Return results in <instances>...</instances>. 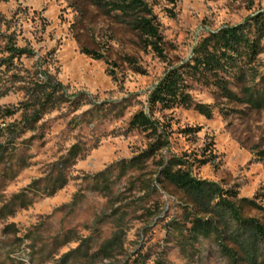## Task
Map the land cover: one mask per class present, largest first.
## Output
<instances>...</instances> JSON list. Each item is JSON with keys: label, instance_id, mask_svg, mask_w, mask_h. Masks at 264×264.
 I'll use <instances>...</instances> for the list:
<instances>
[{"label": "rangeland", "instance_id": "obj_1", "mask_svg": "<svg viewBox=\"0 0 264 264\" xmlns=\"http://www.w3.org/2000/svg\"><path fill=\"white\" fill-rule=\"evenodd\" d=\"M144 1L166 61L143 46L127 21L88 0H0V93L10 89L0 97V264H232V250L242 257L231 238L235 227L218 224L217 233L195 238L189 218L209 216L154 179L161 157L186 153L190 162L208 161L193 168L195 178L264 208V110L228 104L194 86L195 101L216 106L213 117L155 110L171 126L168 148L139 167L123 170L120 163L152 142L129 123L137 112L149 113L148 96L165 72L209 32L264 10V0ZM11 44L32 53L9 60ZM259 60L264 65V53ZM38 69L59 84L55 97L66 100L33 122L22 88L45 79ZM218 108L242 112L224 117ZM185 128L199 131L185 135ZM243 216L264 226L262 211L246 208Z\"/></svg>", "mask_w": 264, "mask_h": 264}, {"label": "trees", "instance_id": "obj_2", "mask_svg": "<svg viewBox=\"0 0 264 264\" xmlns=\"http://www.w3.org/2000/svg\"><path fill=\"white\" fill-rule=\"evenodd\" d=\"M107 16L127 21L128 25L139 34L145 48H149L160 59L166 61L163 51V38L155 21L151 8L144 0H88ZM9 60L30 55L26 48L9 45L7 48ZM85 55L95 60L100 55L84 50ZM264 53V10H259L246 20L235 26H226L209 32L201 38L186 60L171 66L157 82L148 96L149 113L139 111L130 120L129 128L146 133L152 139L148 148L129 162L120 163L122 169L139 167L148 159H155L156 154L167 149L172 135L170 124L161 123L154 117V111H170L175 108L193 110L206 119L214 115L215 105L203 104L194 100L191 91L194 86H200L213 92L216 99H224L228 104L246 106V108L264 110V65L259 56ZM127 63L137 73H143L132 58H126ZM263 68V70H262ZM44 80H31L27 91L30 96L29 107H34L33 119L36 122L40 115L49 107L66 100L60 94L58 83L44 71L38 69ZM10 89L0 93L6 95ZM219 113L227 117L232 112L242 110L218 108ZM8 112V115H12ZM26 120L24 124H29ZM198 128L181 130L185 135H192ZM4 147L0 145V152ZM264 157V151L259 153ZM189 155L161 157L159 163L160 178L154 182H165L182 192L190 199L193 208L202 211L208 218L193 216L189 218L194 237L199 234L210 235L218 232V224L229 229L235 227L231 238L239 246L242 257L230 251L228 253L232 264L242 261L244 264H264V226L253 218L243 216L246 208L264 212V208L249 198H239L235 190H223L218 184L200 180L193 176L192 170L206 164V159L188 160ZM192 215V214H191ZM213 215V216H212ZM213 217V218H212ZM115 240L108 243L114 244Z\"/></svg>", "mask_w": 264, "mask_h": 264}]
</instances>
